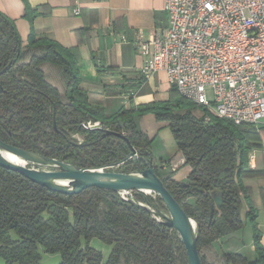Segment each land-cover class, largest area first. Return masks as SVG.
Wrapping results in <instances>:
<instances>
[{
	"label": "trees",
	"instance_id": "trees-1",
	"mask_svg": "<svg viewBox=\"0 0 264 264\" xmlns=\"http://www.w3.org/2000/svg\"><path fill=\"white\" fill-rule=\"evenodd\" d=\"M36 15L26 4L24 17L32 22ZM168 93L166 99L106 115L82 87L70 49L32 28L23 43L14 21L0 12V140L81 168L114 165L116 171L134 172L151 164L195 220L201 264H264L257 208L242 182V175L252 172L247 153L258 143L256 126L208 113L173 85ZM147 114L169 127L190 168L186 185L173 172L161 175L153 164V137L138 125ZM89 119L100 120L104 128H84ZM132 149L137 158H127ZM132 192V199L96 186L60 192L0 166V259L3 264H44L42 253H49L59 255L56 264H187L182 240L158 210L167 212L161 198ZM215 195L221 197L219 207ZM246 222L256 259L238 252L208 258L214 241ZM94 239L108 247L107 254Z\"/></svg>",
	"mask_w": 264,
	"mask_h": 264
},
{
	"label": "crops",
	"instance_id": "crops-1",
	"mask_svg": "<svg viewBox=\"0 0 264 264\" xmlns=\"http://www.w3.org/2000/svg\"><path fill=\"white\" fill-rule=\"evenodd\" d=\"M26 4L37 11L32 22L24 17ZM164 4L165 0H0V12L14 21L23 43L32 28L70 49L82 87L89 91L91 102L109 115L121 107L168 97L171 85L163 71L142 76L147 57L139 50L140 39H148L167 26ZM255 126L259 140L247 153V169L252 172L243 174L242 182L251 190L264 246V119ZM189 170L187 166L183 178ZM176 175L178 172L173 177ZM248 225L249 260H254L257 255ZM239 238L235 231L217 239L209 254L240 253L243 246ZM92 243L108 253L107 246L95 239ZM41 262L56 264L59 255L45 253Z\"/></svg>",
	"mask_w": 264,
	"mask_h": 264
},
{
	"label": "built area",
	"instance_id": "built-area-1",
	"mask_svg": "<svg viewBox=\"0 0 264 264\" xmlns=\"http://www.w3.org/2000/svg\"><path fill=\"white\" fill-rule=\"evenodd\" d=\"M164 9L167 26L139 40L142 76L163 71L181 96L235 124L262 121L264 0H165ZM82 126L104 128L92 119Z\"/></svg>",
	"mask_w": 264,
	"mask_h": 264
},
{
	"label": "water",
	"instance_id": "water-1",
	"mask_svg": "<svg viewBox=\"0 0 264 264\" xmlns=\"http://www.w3.org/2000/svg\"><path fill=\"white\" fill-rule=\"evenodd\" d=\"M107 133L113 132L107 131ZM0 146L21 157L48 165V169H37L13 162L0 153V166L17 171L31 181L55 191L79 192L87 187L96 186L114 190L118 193L120 191L144 192V189L154 192L161 198L168 212V215H165V224L174 228L182 240L186 251L187 264H201L196 244V222L185 213L181 205L163 185L161 178L155 173L151 164L142 171L134 172L109 170L114 165L81 168L56 158L43 157L40 154L18 148L2 140H0ZM134 153L135 150L132 149L127 158L134 155ZM58 177L68 179V186H62L53 180ZM180 185L183 186L186 183L182 182ZM214 202L217 207L220 206V195L214 196ZM213 207L214 205L211 204V208Z\"/></svg>",
	"mask_w": 264,
	"mask_h": 264
},
{
	"label": "rangeland",
	"instance_id": "rangeland-1",
	"mask_svg": "<svg viewBox=\"0 0 264 264\" xmlns=\"http://www.w3.org/2000/svg\"><path fill=\"white\" fill-rule=\"evenodd\" d=\"M59 88H62V85L58 80H53ZM140 128H143L148 134L153 137L152 144L150 146V150L152 153V162L155 166L158 167L160 174H166L168 172H173L174 174L178 172L176 175V180L184 182L185 178L182 175L187 170V164L183 163V156L178 149L174 137L167 125L159 124L154 120V118L147 114L144 115L141 121L138 123ZM32 162V161H31ZM29 160L25 161V165L37 169H48L42 165L31 163ZM114 167L109 168V170H114ZM121 193H126V191H120ZM145 194H149L155 196L154 192H144ZM128 198H134L133 192L128 193L125 195ZM191 201V199H188ZM160 213L168 214L167 212L163 211L162 209H158ZM253 232V231H252ZM238 236L240 237V244L243 246V251L240 253L249 259V254L251 252V245L248 243V236H249V225L243 227L241 230L237 231ZM45 253H42V257H44ZM209 259H213V256L206 253Z\"/></svg>",
	"mask_w": 264,
	"mask_h": 264
},
{
	"label": "bare ground",
	"instance_id": "bare-ground-1",
	"mask_svg": "<svg viewBox=\"0 0 264 264\" xmlns=\"http://www.w3.org/2000/svg\"><path fill=\"white\" fill-rule=\"evenodd\" d=\"M0 153L3 156H5L7 159H9V160H11L13 162L22 164V165H25V161L26 160H29L30 162L32 161L31 163L38 164V165H42L45 168H46V166L49 167L48 165L42 164L39 161H35V160H32V159H27V158L21 157V156L15 154L13 152L7 150L6 148L1 147V146H0ZM53 180L55 182H57L58 184H61L62 186H68V179H66V178L58 177V178H54ZM144 192L149 193V190L144 189Z\"/></svg>",
	"mask_w": 264,
	"mask_h": 264
}]
</instances>
